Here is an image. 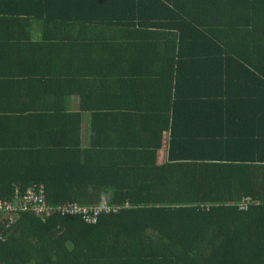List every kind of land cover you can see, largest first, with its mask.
<instances>
[{
	"label": "trees",
	"instance_id": "1",
	"mask_svg": "<svg viewBox=\"0 0 264 264\" xmlns=\"http://www.w3.org/2000/svg\"><path fill=\"white\" fill-rule=\"evenodd\" d=\"M146 1L139 13L147 6L159 14L163 6L169 27L164 29L178 32V38L162 52L138 51L141 60L159 67L151 78L147 71L133 80L121 78L123 95L136 80L142 105L94 99L113 98L106 83L114 69L82 71L84 78L67 80L81 99L80 112L91 113L89 148L80 147V112L67 113L55 99H32L25 103L30 114L0 117V200H19L29 188H42L53 208L68 202L89 207L104 199L129 207L102 214L96 224L58 212L44 219L21 213L8 229L0 225V264H264V117L263 127L255 124L260 139L246 147L251 157L223 153L220 148L225 151L229 142L217 133L174 132L180 102L192 111L215 96L207 85L222 89L229 60L250 63L264 79V0ZM96 3L80 2L74 15L116 10ZM51 4L31 3L26 13L50 17L61 6ZM112 39L101 60L119 61ZM88 50L72 51L70 63ZM93 55L86 60L97 61ZM211 63L213 70L205 66ZM72 73H35L27 84L50 81L54 90ZM48 75L52 79L44 80ZM89 80L97 83L95 90ZM163 132L170 133L169 159L158 165ZM246 197L251 203L239 210L237 203Z\"/></svg>",
	"mask_w": 264,
	"mask_h": 264
},
{
	"label": "crops",
	"instance_id": "2",
	"mask_svg": "<svg viewBox=\"0 0 264 264\" xmlns=\"http://www.w3.org/2000/svg\"><path fill=\"white\" fill-rule=\"evenodd\" d=\"M51 5H61L56 13L50 17L38 14L29 15L31 3L39 7L42 0H0V117L16 118L28 115L26 102L39 97L55 99L64 103L67 113L80 112V101L75 86L68 85L67 80L77 75L84 78L82 71H104L114 69L106 83L114 93L111 95H97L94 99L104 104L113 101L115 105L126 106L131 102V107L141 106L140 93L134 80L133 90L127 95L122 93L121 78L137 77L139 72L147 71L146 76L152 77V71L158 69L153 60H141L142 53L150 54L157 50L162 52L170 40L178 38V32L168 31V16L161 12L153 14L151 7L144 8L139 13V7L148 5L146 0H50ZM91 1L96 4L102 1L103 6L110 8L116 6L114 13L109 14H81L74 15L80 2ZM164 5H169L160 0ZM110 5V6H109ZM111 9V8H110ZM37 11V9H36ZM65 13H68L65 15ZM110 22H114L108 24ZM142 23V24H141ZM162 24V26H161ZM114 38V51L117 52L119 61L101 60L100 55L109 47L107 39ZM92 40V41H91ZM113 40V39H112ZM85 48H89L78 61L70 63L72 51L81 55ZM107 48V49H106ZM120 50V52L118 51ZM142 50L140 57L138 51ZM215 52V51H213ZM246 52V51H244ZM97 59L90 62L91 54ZM98 55V56H96ZM203 66V64H202ZM213 70V63L205 65ZM224 76L225 82L222 89L214 88L210 83L209 90L215 92L207 101L201 103L200 108L192 111L187 101L180 102L181 110L176 122L174 132L184 134L217 133L216 137L224 136L228 143L223 151L231 157L238 155L252 156V150L246 149L249 143L260 139L256 135L255 124L261 128L264 117V79L250 63H236L231 60L226 65ZM73 70L69 77L63 76V84L51 90L53 85L49 79L48 84H27L35 73L40 78L45 71ZM262 69V68H261ZM76 73V75H75ZM211 75V73H210ZM106 76V73H104ZM46 78V76H43ZM219 76H216L219 82ZM139 83V78L137 79ZM152 79H145L149 82ZM92 82L95 90L97 83ZM136 85V90H135ZM54 86H57L54 84ZM77 89L76 91H78ZM109 93L110 90H105ZM122 94V95H121ZM146 97V103L148 102ZM128 99V100H127ZM25 106H24V104ZM23 104V106H22ZM24 110V111H23ZM23 111V112H22ZM22 113L20 116L19 114ZM81 115V148H89L91 140V113L80 112ZM169 118L171 115L168 116ZM170 133L163 132L161 146L157 148V163L167 161L169 158ZM218 139V138H216ZM250 162V161H248Z\"/></svg>",
	"mask_w": 264,
	"mask_h": 264
},
{
	"label": "built area",
	"instance_id": "3",
	"mask_svg": "<svg viewBox=\"0 0 264 264\" xmlns=\"http://www.w3.org/2000/svg\"><path fill=\"white\" fill-rule=\"evenodd\" d=\"M250 203V198H242L237 203V207L239 210H246ZM127 207H129V203L115 206L110 204L107 199H104L102 204L89 207L68 202L53 208L46 204L42 188L39 190L29 188L19 200H0V225H2L5 230L8 229L9 225L18 219L20 214L24 212H30L41 219L51 216L54 212H58L63 216L77 215L80 216L86 224H96L98 217L102 214H116ZM209 207L210 205H207L206 209L208 210ZM0 239H3L2 236H0Z\"/></svg>",
	"mask_w": 264,
	"mask_h": 264
}]
</instances>
